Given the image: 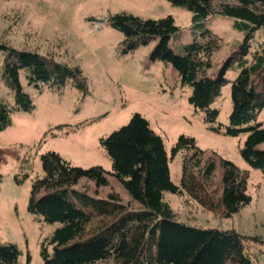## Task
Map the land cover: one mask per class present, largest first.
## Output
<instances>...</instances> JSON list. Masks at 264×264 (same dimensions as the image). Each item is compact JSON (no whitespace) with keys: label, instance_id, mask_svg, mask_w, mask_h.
<instances>
[{"label":"trees","instance_id":"1","mask_svg":"<svg viewBox=\"0 0 264 264\" xmlns=\"http://www.w3.org/2000/svg\"><path fill=\"white\" fill-rule=\"evenodd\" d=\"M192 13L193 37L180 51L170 45L181 32L172 15L143 18L127 11L113 13L109 22L124 34V53L156 41L152 60L171 62L182 84L191 87L189 102L205 113L210 128L227 135L245 134L242 157L264 171V39L254 46L256 31L264 28V0H169ZM216 15L236 19L244 38L215 66L214 53L222 37L208 22ZM6 50L0 76L13 91V103L0 99V131L12 123V114L35 107L24 89L21 73L40 91L44 86L62 88L68 83L87 91L80 65L59 61L35 50ZM238 70L230 79L228 72ZM231 83L232 111L229 123H218L219 109L212 106L223 87ZM59 125L58 129H63ZM112 165L83 167L61 153L41 155L43 175L32 183L28 210L47 222H60L41 242L43 264H253L245 236L236 229L203 228L176 218L165 199L166 192L188 193L204 208L231 217L251 201L249 170L215 153L207 155L195 137L179 135L170 152L161 134L141 113L100 138ZM183 153L179 183L172 180L170 161ZM115 176L139 204H125L117 194L103 197L75 185L81 178L97 186ZM3 176L0 174V189ZM22 250L10 241H0V264H19ZM30 260V254H28Z\"/></svg>","mask_w":264,"mask_h":264},{"label":"rangeland","instance_id":"2","mask_svg":"<svg viewBox=\"0 0 264 264\" xmlns=\"http://www.w3.org/2000/svg\"><path fill=\"white\" fill-rule=\"evenodd\" d=\"M121 11L143 18L172 15L181 28L170 41L177 51L193 37L192 13L169 0H0V72L6 53L1 45H7L80 65L88 86L83 91L68 83L62 88L44 86L40 91L28 83L24 71L21 73L35 107L13 112L12 123L0 131V241L20 247L19 264H43L41 242L60 222H47L28 210L33 180L44 173L42 153L55 150L75 165H102L110 171L111 161L100 138L139 112L162 135L168 152L179 135L187 134L196 138L207 155L215 153L249 170L251 201L231 217L204 208L186 192H166L165 199L176 218L190 225L236 229L245 236L253 264H264V171L242 157L240 149L246 135L232 136L210 128L204 121L205 113L189 102L191 87L182 84L174 65L150 58L156 41L124 53V34L108 20ZM235 22L227 15H216L208 22L222 37V46L213 55L214 67L244 38ZM263 39L264 28H260L254 46ZM237 73L230 70L228 76L233 79ZM0 99L14 100L13 91L1 76ZM212 106L220 111L217 122L227 125L232 111L231 83L223 87ZM258 121H264V109ZM59 125L64 126L62 130ZM260 147L264 148V142ZM182 160L180 152L170 161L175 183L181 179ZM108 178L103 186L81 178L75 188L94 196L98 190L106 198L114 193L123 203L139 206L115 176L108 173Z\"/></svg>","mask_w":264,"mask_h":264}]
</instances>
